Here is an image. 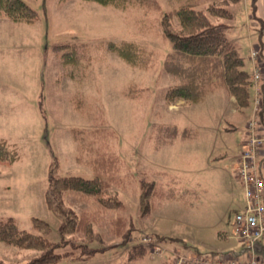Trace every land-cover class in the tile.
<instances>
[{
    "label": "rangeland",
    "instance_id": "obj_1",
    "mask_svg": "<svg viewBox=\"0 0 264 264\" xmlns=\"http://www.w3.org/2000/svg\"><path fill=\"white\" fill-rule=\"evenodd\" d=\"M24 1L37 12L35 23H15L0 14V139L20 154L14 164L0 163V219L14 218L22 230L58 244V254L87 245L82 234L63 236L62 221L47 206L49 167L57 159L59 177L93 179V162L108 150L120 160L122 182L113 184L111 192L126 204L121 214L132 222L133 237L124 242L114 236L111 219L121 214L108 213L97 228L106 240L97 248L107 251L59 264H127L134 244L149 251L135 264H174L171 254L154 255L155 244H163L160 239L143 242L152 236L167 239L163 245L183 253L235 242V214L246 200L234 155L242 151L254 104L240 112L224 89H212L201 104L178 101L169 107L166 92L179 81L164 70L173 47L161 18L187 4L208 15L213 7L229 10L231 18L210 17L229 27L226 38L235 42L243 69L251 73V48L264 56V0H159L161 11L118 10L82 0ZM107 42L137 44L152 66L130 67L106 50ZM73 43L81 46L79 64L65 66L56 48ZM131 88L136 94L129 95ZM77 98L85 102L83 112L76 109ZM260 110L262 125L264 104ZM166 126H175L177 133L170 135L163 130ZM74 129L85 130L79 137L84 146L76 141ZM93 130L99 135L94 137ZM95 139L100 143L95 153H87L86 142ZM150 184L155 189L152 210L143 215V187ZM61 205L78 214L96 208L69 194ZM33 217L45 220L51 231L34 229ZM257 254L264 255L263 242ZM42 255L0 242V264H33Z\"/></svg>",
    "mask_w": 264,
    "mask_h": 264
},
{
    "label": "trees",
    "instance_id": "obj_2",
    "mask_svg": "<svg viewBox=\"0 0 264 264\" xmlns=\"http://www.w3.org/2000/svg\"><path fill=\"white\" fill-rule=\"evenodd\" d=\"M61 1L68 2L71 0ZM82 1L113 7L118 10H127L129 7H145L155 11L162 9L159 0ZM230 1L238 3L241 0ZM209 12L210 15L193 9L191 5L187 4L164 14L161 18L164 35L171 41L173 47V51L168 54L164 62V70L179 81L177 85L168 88L165 96L166 103L169 107L178 101H184L185 105H197L205 101L212 89H224L229 97L236 100L238 111L243 112L250 108L252 103V73L243 69L244 59L239 55L237 45L226 38L225 30L229 27L224 24H216L210 17L231 18L232 14L229 10L219 7H213ZM0 14L15 23L31 24L38 19L37 12L24 0H0ZM80 47L79 44L73 43L60 45L56 48L61 53L65 66L79 64ZM105 48L109 53L119 56L132 68L147 70L152 66L147 60L150 58L145 53L146 51L135 43L107 42ZM132 89H130L129 95L136 94L135 90ZM261 99L263 106L264 89H262ZM84 103L81 99H75L76 109L83 112ZM163 130L170 135L177 133L175 126H166ZM84 133V129L73 130L75 139L80 146L85 145L81 144L82 140L79 138H83ZM112 133L110 132V134ZM92 134L94 137L99 135V130H93ZM98 144L100 143L96 139L86 142L87 153H95L94 147ZM106 146L107 150L109 148L108 141ZM99 148L102 146L99 145ZM107 151H104L101 158H96L93 162L92 166L95 173L93 179L75 176L59 177L57 159L49 167L47 206L62 221L59 230L63 236L82 234L83 240H87V245L74 247L75 250L73 251L58 254L56 252L58 244L51 242L43 235H35L22 230L14 218L0 219V242L17 249L43 252V255L36 259L33 264H59L63 259L70 257L74 261H83L106 252L107 249L99 251L97 248V244L106 243L104 234L97 228L102 227L104 217L108 213L119 212L121 214L126 211V204L111 192L113 184L117 186L122 182L118 179L121 170L120 160L113 155H108ZM80 159L81 157L79 161ZM19 160L18 149L0 139V163L14 164ZM87 163L90 165L91 162L88 161ZM154 190V184L143 187L141 196V213L143 215L152 210L150 200L155 196ZM64 194L73 196L81 203L88 205L93 203L96 208L92 212L83 211L80 214L66 211L61 205ZM111 220L110 224L113 227L114 236L121 239L125 238L124 242L131 240L134 231L132 222L127 217H123L122 214L113 217ZM31 221L33 228L37 231L45 234L51 231L50 225L45 220L33 217ZM158 239L167 242V239ZM148 252V249L142 244H134L129 251L127 264H135L134 261L144 258Z\"/></svg>",
    "mask_w": 264,
    "mask_h": 264
},
{
    "label": "built area",
    "instance_id": "obj_3",
    "mask_svg": "<svg viewBox=\"0 0 264 264\" xmlns=\"http://www.w3.org/2000/svg\"><path fill=\"white\" fill-rule=\"evenodd\" d=\"M253 73L251 77L254 92V110L247 126V138L244 149L238 154L236 177L245 192V206L234 218L233 228L235 238L246 248L244 261L236 258H227L221 255L216 261L204 256L185 255L181 252H171L174 264H264L257 250L264 239V176L261 152L264 148V136L260 134L259 109L262 106V90L260 83L263 80L260 52L251 49ZM144 243H154L152 237H145ZM154 255L162 256L170 252L162 244H155Z\"/></svg>",
    "mask_w": 264,
    "mask_h": 264
},
{
    "label": "crops",
    "instance_id": "obj_4",
    "mask_svg": "<svg viewBox=\"0 0 264 264\" xmlns=\"http://www.w3.org/2000/svg\"><path fill=\"white\" fill-rule=\"evenodd\" d=\"M263 85H264V75H263V80L261 82V89H264ZM231 99H232L231 101H232L235 109H238V106L236 104V100L234 98H231ZM175 104H177V102ZM245 130H246V128H245ZM260 134L262 136H264V123H263L262 127L260 128ZM245 140H246V137H245L243 142H245ZM243 147H244V143H243ZM234 157H236V154L234 155ZM261 161H262L263 168H264V148L262 149V152H261ZM235 164H236V162H235ZM222 237L225 238L226 236H222ZM234 239H236V238H234ZM237 241L238 240H236L235 242H230V241L229 242H225L226 245H219L218 247H215L212 250L207 251V252L197 253V252L194 251V252H189V253H184V254H186V255H194V256H205L207 258L212 259L213 261H216L218 258H220L221 255L227 256V258H230V257L232 258L233 257V258H236V259H239V260H245L246 259L245 253H243V251L239 250V247H240L239 243L240 242L238 241L239 243H238V245H236ZM262 242L264 243V240H262ZM233 253H235V254L232 255ZM259 256L261 258H264L263 254H260ZM165 264H171V263L169 262V260H166Z\"/></svg>",
    "mask_w": 264,
    "mask_h": 264
}]
</instances>
